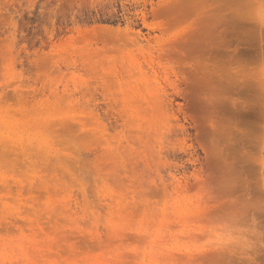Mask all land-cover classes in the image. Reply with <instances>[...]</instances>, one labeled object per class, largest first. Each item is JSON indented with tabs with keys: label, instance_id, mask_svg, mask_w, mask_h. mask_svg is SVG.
<instances>
[{
	"label": "rangeland",
	"instance_id": "1",
	"mask_svg": "<svg viewBox=\"0 0 264 264\" xmlns=\"http://www.w3.org/2000/svg\"><path fill=\"white\" fill-rule=\"evenodd\" d=\"M0 264H264V0H0Z\"/></svg>",
	"mask_w": 264,
	"mask_h": 264
}]
</instances>
